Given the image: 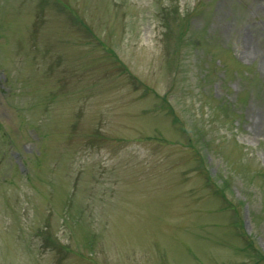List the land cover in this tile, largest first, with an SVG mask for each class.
<instances>
[{
  "label": "rangeland",
  "instance_id": "rangeland-1",
  "mask_svg": "<svg viewBox=\"0 0 264 264\" xmlns=\"http://www.w3.org/2000/svg\"><path fill=\"white\" fill-rule=\"evenodd\" d=\"M0 264H264V0H0Z\"/></svg>",
  "mask_w": 264,
  "mask_h": 264
}]
</instances>
